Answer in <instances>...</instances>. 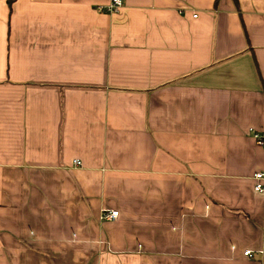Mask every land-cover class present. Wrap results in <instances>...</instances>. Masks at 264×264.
Returning a JSON list of instances; mask_svg holds the SVG:
<instances>
[{
    "label": "crops",
    "instance_id": "crops-1",
    "mask_svg": "<svg viewBox=\"0 0 264 264\" xmlns=\"http://www.w3.org/2000/svg\"><path fill=\"white\" fill-rule=\"evenodd\" d=\"M8 1L0 264H264V0Z\"/></svg>",
    "mask_w": 264,
    "mask_h": 264
},
{
    "label": "built area",
    "instance_id": "built-area-1",
    "mask_svg": "<svg viewBox=\"0 0 264 264\" xmlns=\"http://www.w3.org/2000/svg\"><path fill=\"white\" fill-rule=\"evenodd\" d=\"M121 7H122L121 0H111L108 6L104 8L99 6L97 8V11L98 12L101 11L109 14H116L119 12ZM250 133L252 134V137L254 138L257 146L262 148V150L264 151V133H257L256 131L253 130H250ZM73 165L80 166V162L75 160L73 162ZM253 180H254L253 190L256 193L262 194L264 196V172H256L253 175ZM117 216H118L117 211L104 210L100 214V219L108 222L115 220ZM244 256L251 257V252L250 251L244 252Z\"/></svg>",
    "mask_w": 264,
    "mask_h": 264
},
{
    "label": "trees",
    "instance_id": "trees-1",
    "mask_svg": "<svg viewBox=\"0 0 264 264\" xmlns=\"http://www.w3.org/2000/svg\"><path fill=\"white\" fill-rule=\"evenodd\" d=\"M11 1H12V0H9V1H8V4H10V3H11Z\"/></svg>",
    "mask_w": 264,
    "mask_h": 264
}]
</instances>
